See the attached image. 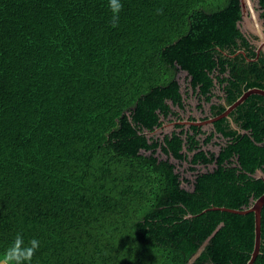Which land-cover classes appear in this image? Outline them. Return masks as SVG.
I'll list each match as a JSON object with an SVG mask.
<instances>
[{"label": "trees", "instance_id": "obj_1", "mask_svg": "<svg viewBox=\"0 0 264 264\" xmlns=\"http://www.w3.org/2000/svg\"><path fill=\"white\" fill-rule=\"evenodd\" d=\"M122 4L114 28L108 0H0V254L19 233L31 264H246L253 214L202 212L264 194V97L155 136L264 90L240 0ZM170 160L214 168L186 190ZM261 239L254 264L264 207Z\"/></svg>", "mask_w": 264, "mask_h": 264}, {"label": "rangeland", "instance_id": "obj_2", "mask_svg": "<svg viewBox=\"0 0 264 264\" xmlns=\"http://www.w3.org/2000/svg\"><path fill=\"white\" fill-rule=\"evenodd\" d=\"M242 12H243V18L242 22L239 24V29L242 32L243 35L248 37L251 41V43L256 47V45L264 40V19L261 17V9L257 5L256 0L251 1H245L242 2ZM184 78L183 74H180L179 80L182 82ZM191 105H193L192 102H189ZM189 114L187 112H181L180 116L182 118H186ZM175 119V118H174ZM182 121V120H179ZM178 122V121H175ZM172 123V122H171ZM174 123V122H173ZM185 128V127H184ZM186 129V128H185ZM174 130L172 126H170V123L166 122L164 126L158 130L155 134L156 138H158L160 141H162L163 137L165 135H170V133ZM209 150L214 152L215 154L218 153L219 148L215 147L213 145H209L207 147ZM160 159L166 160V157L161 154V151H158L157 155ZM170 163L174 164L176 167V173L179 174L180 180H181V187L186 190H192V185L195 177L202 173L211 172L213 170V166H202L197 165L195 166V171L190 172L189 167L190 165L183 163L180 164L179 162H176L174 160H170ZM257 177H264V173L260 175L258 172L256 174ZM186 180L188 182H186ZM202 251V248L192 257V259L189 261V264L193 262V260L200 254Z\"/></svg>", "mask_w": 264, "mask_h": 264}, {"label": "water", "instance_id": "obj_3", "mask_svg": "<svg viewBox=\"0 0 264 264\" xmlns=\"http://www.w3.org/2000/svg\"><path fill=\"white\" fill-rule=\"evenodd\" d=\"M245 1H251V0H245ZM257 1V5L259 6V2ZM242 2L243 0H240V6H241V12H242ZM260 8V6H259ZM242 18H243V12H242ZM242 18L240 22H238L237 26L239 28V24L242 22ZM239 54L245 55L244 51H239ZM256 57L254 59H248L247 61H257L260 57V55L263 53L264 54V40L259 42L256 45L255 49ZM252 95H257L260 97H264V90L260 88H251L242 93V95L231 105L226 106L224 111L219 114L216 117L204 120V121H178V122H172L170 123V126L173 128L176 125L183 126L186 129L190 127H202L205 125H210L214 122H217L222 119H230V114L240 105H242L250 96ZM234 127V126H233ZM260 175H262V172L258 171ZM264 182V177H258ZM264 207V194H262L260 197H258L253 204L243 210L239 209H231V208H226V207H210L206 210H204L202 213H205L207 211H220V212H225V213H230V214H235V215H247V214H253L254 216V245H253V251L250 255V259L247 261L246 264H254L256 258L260 254V248H261V212ZM192 215H187V218H192Z\"/></svg>", "mask_w": 264, "mask_h": 264}, {"label": "clouds", "instance_id": "obj_4", "mask_svg": "<svg viewBox=\"0 0 264 264\" xmlns=\"http://www.w3.org/2000/svg\"><path fill=\"white\" fill-rule=\"evenodd\" d=\"M108 8L111 12V26L118 27L120 13L123 10L122 0H108ZM162 9L157 14H162ZM40 241L32 238L27 243L22 234H17L12 243L0 254V264H31L33 257L39 250Z\"/></svg>", "mask_w": 264, "mask_h": 264}, {"label": "flooded vegetation", "instance_id": "obj_5", "mask_svg": "<svg viewBox=\"0 0 264 264\" xmlns=\"http://www.w3.org/2000/svg\"><path fill=\"white\" fill-rule=\"evenodd\" d=\"M252 44V43H251Z\"/></svg>", "mask_w": 264, "mask_h": 264}]
</instances>
